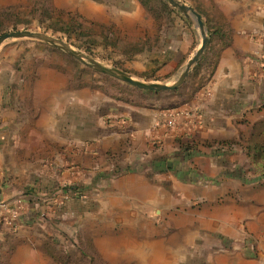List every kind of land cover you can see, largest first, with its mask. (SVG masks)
<instances>
[{"label":"crops","instance_id":"crops-1","mask_svg":"<svg viewBox=\"0 0 264 264\" xmlns=\"http://www.w3.org/2000/svg\"><path fill=\"white\" fill-rule=\"evenodd\" d=\"M27 1L0 0V8ZM51 1L101 24L113 18L111 4L130 19L137 5ZM197 1L189 6L205 24L216 23L217 58L204 83L211 97L192 100L204 122L190 138L202 149L194 159L201 170L185 160L177 168L184 166L196 181L181 182L177 171L163 168L180 151L162 125L166 109L99 99L95 118L91 92L76 89L63 102L59 87L42 102L34 97L22 121L6 100L0 123L8 132L0 135L3 264H64L62 254L48 248L61 241L66 218L70 241L77 242L80 231L87 248L78 253L73 245L64 259L80 256L85 264H264V180L227 175L237 162L233 155L219 157L207 147L235 141L264 120V0ZM31 162L40 164L37 186L30 181Z\"/></svg>","mask_w":264,"mask_h":264},{"label":"rangeland","instance_id":"rangeland-1","mask_svg":"<svg viewBox=\"0 0 264 264\" xmlns=\"http://www.w3.org/2000/svg\"><path fill=\"white\" fill-rule=\"evenodd\" d=\"M179 1L188 6L191 2L195 6L198 3L197 0ZM135 2L137 5L133 19L123 17L121 8L111 4L108 6L107 14L110 15L111 10L119 14L113 12V18L103 19L101 24L87 19L77 11L59 10L54 7L51 0H29L0 8V36L14 31L44 33L63 40L74 51L91 57L106 67L123 71L136 80L173 85L202 44L200 30L193 20L187 19L167 0H135ZM129 6L130 1H127V10ZM213 22L214 20L206 22L209 38L213 37L212 32L216 27V23ZM214 60L212 49L207 53L204 61L201 63L199 61L192 68L185 82L177 90L144 92L98 72L51 44L35 39L11 40L0 48V123L3 121L4 116L1 112L5 109L6 100L14 106L18 113L17 119L27 121L35 103L34 97H39L38 101L42 102L45 97H49L51 88L57 93L59 87L63 102L69 98L70 92L76 89L91 92L92 98L88 99L91 101L94 99L95 118L101 113L99 99L102 101L112 99L140 106L152 104L166 110L198 106L192 100L195 94L201 98V92L207 88L208 82L207 85L204 83L213 69ZM204 100L201 98L199 102L203 103ZM252 128L240 131L239 138L235 141L207 145L216 156L233 155L237 162L231 166L232 168L226 169V174L237 176L242 181L264 180L263 168L253 163L245 149ZM197 131L193 130L181 136L174 135L175 145L180 151L178 155L167 160L163 167L165 170L177 171L183 160L190 161L189 167L201 170L194 159L200 156L202 149L194 141L193 143L190 141ZM7 133L3 129L0 130L3 138ZM2 149H5L4 145L0 146V151ZM30 165V181L37 186L38 182L42 181L38 177L41 173L36 172L40 164L31 162ZM182 168L184 169V166ZM183 169L177 171V179L185 183L196 181V175ZM66 220L68 218L63 220L65 226L61 228L62 239L65 241L62 242V239L60 242L56 241L55 248H48L52 250L51 252L61 253L63 258L73 245L78 253L87 248L86 243L81 240L80 231L77 233L78 241L75 242L74 239L70 241V223ZM69 241L72 244L68 245ZM0 264L3 263L0 261Z\"/></svg>","mask_w":264,"mask_h":264},{"label":"water","instance_id":"water-1","mask_svg":"<svg viewBox=\"0 0 264 264\" xmlns=\"http://www.w3.org/2000/svg\"><path fill=\"white\" fill-rule=\"evenodd\" d=\"M168 3L175 9L179 10L187 19L193 20L195 26L200 30L202 36V44L200 48L196 51L194 56L188 61L182 75L173 85L158 84V83H146L132 78L127 73L120 71L118 69H112L106 67L91 57L85 56L81 53L74 51L69 44L61 39L49 36L44 33H37L31 31H14L3 34L0 36V48L8 41L19 40V39H35L40 40L45 43L51 44L57 48L63 49L68 52L77 60L84 62L86 65L96 69L98 72L112 76L126 84H129L137 89L148 92H165L177 90L186 80L187 76L190 74L192 68L200 61L204 55L210 38L208 36L207 26L202 16L192 7L180 2L179 0H167ZM88 61V62H87ZM0 195H1V184H0ZM1 206V199H0Z\"/></svg>","mask_w":264,"mask_h":264},{"label":"built area","instance_id":"built-area-1","mask_svg":"<svg viewBox=\"0 0 264 264\" xmlns=\"http://www.w3.org/2000/svg\"><path fill=\"white\" fill-rule=\"evenodd\" d=\"M211 97V92L206 88L201 93V98ZM163 126L176 136L189 134L193 130H199L203 127V117L199 106H184L166 110L164 114ZM15 215L18 211H14Z\"/></svg>","mask_w":264,"mask_h":264},{"label":"trees","instance_id":"trees-1","mask_svg":"<svg viewBox=\"0 0 264 264\" xmlns=\"http://www.w3.org/2000/svg\"><path fill=\"white\" fill-rule=\"evenodd\" d=\"M212 35H213V37L210 38L208 49L205 51V54H204L205 56L202 57V59L200 60V63L202 61H204L207 53L213 49V55L215 57V60L212 62V64L215 65V61H216L217 57L214 54V53H216V51H215L214 46H213V43L215 41L214 40L215 35L213 32H212ZM139 91H142V90H139ZM248 142L249 143L245 146V149L248 151V156L252 159V161L255 165L263 168L262 171H263V175H264V120L257 122L253 126L251 134H250V140ZM55 254L58 255V253H55ZM83 256L85 257V254ZM60 259L59 260L64 264H69L71 261L74 264H85V258L81 259L80 256H78V259H76L74 261L70 260L69 256L66 259H64V258H60Z\"/></svg>","mask_w":264,"mask_h":264}]
</instances>
